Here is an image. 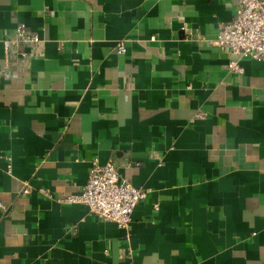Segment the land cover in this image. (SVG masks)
I'll use <instances>...</instances> for the list:
<instances>
[{"label": "crops", "instance_id": "1", "mask_svg": "<svg viewBox=\"0 0 264 264\" xmlns=\"http://www.w3.org/2000/svg\"><path fill=\"white\" fill-rule=\"evenodd\" d=\"M237 2L0 0V41L42 40L0 46V264H264V61L216 44ZM95 160L148 193L127 231L58 202Z\"/></svg>", "mask_w": 264, "mask_h": 264}, {"label": "built area", "instance_id": "2", "mask_svg": "<svg viewBox=\"0 0 264 264\" xmlns=\"http://www.w3.org/2000/svg\"><path fill=\"white\" fill-rule=\"evenodd\" d=\"M42 44L40 36L26 25L18 26L9 39L0 41L4 53L24 64L33 58L25 48L37 51ZM218 47L233 57L229 69L242 73L243 68L237 59L264 61V0H238L234 18L220 26L216 38ZM118 54H126L124 42L116 46ZM198 114L196 118H203ZM24 194H30L26 187ZM40 193L52 198L51 192L41 189ZM147 191L134 187L121 180L118 169L112 161L102 165L97 160L91 164L87 184L77 195L58 200L61 204H80L86 206L90 213L104 221L114 222L118 228L127 231L132 215L139 203L147 198ZM0 202V209H3Z\"/></svg>", "mask_w": 264, "mask_h": 264}]
</instances>
